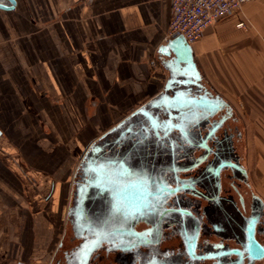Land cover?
<instances>
[{
    "label": "crops",
    "instance_id": "crops-1",
    "mask_svg": "<svg viewBox=\"0 0 264 264\" xmlns=\"http://www.w3.org/2000/svg\"><path fill=\"white\" fill-rule=\"evenodd\" d=\"M0 5V264L51 263L75 166L170 81L196 80L264 127V0L207 28L180 60L160 53L170 0Z\"/></svg>",
    "mask_w": 264,
    "mask_h": 264
},
{
    "label": "flooded vegetation",
    "instance_id": "flooded-vegetation-1",
    "mask_svg": "<svg viewBox=\"0 0 264 264\" xmlns=\"http://www.w3.org/2000/svg\"><path fill=\"white\" fill-rule=\"evenodd\" d=\"M194 96L217 98L202 86ZM205 108L213 115L189 123L191 135L161 141L174 161L157 186H145L146 196L131 187L125 200L111 199V206L126 211L125 221L134 220L140 207L148 215L124 236L92 244L89 251L92 245L84 246L83 254L93 237L76 238L67 221L50 264H264L252 261L254 251L241 245L252 230L264 246V201L251 190L238 120L229 106ZM79 182L76 170L74 183Z\"/></svg>",
    "mask_w": 264,
    "mask_h": 264
},
{
    "label": "water",
    "instance_id": "water-1",
    "mask_svg": "<svg viewBox=\"0 0 264 264\" xmlns=\"http://www.w3.org/2000/svg\"><path fill=\"white\" fill-rule=\"evenodd\" d=\"M0 9L9 8L0 5ZM183 40L179 36L169 41L160 48V53L163 57L173 53L172 60L182 59L180 54L185 56L189 52L188 43ZM183 47L182 53L177 54ZM194 88L201 89L196 80L170 81L159 95L108 130L83 154L77 165L80 182L74 183L66 212L76 238L93 237L82 246L81 254L86 245H99L107 238L124 236L138 219L148 215V209L140 207L135 211L134 220L125 221L126 211L111 206V199L125 200L131 187L138 189L140 197L146 196L145 186L160 183L163 173L169 169L168 163L174 161L169 157L171 151L161 147V141L176 137V133L178 136L191 135L189 123L205 121L213 115L205 112V107L222 109L228 106L218 97L214 100L206 96L194 97ZM241 245H249L254 251L249 256L252 261L264 259V246L256 243L252 230Z\"/></svg>",
    "mask_w": 264,
    "mask_h": 264
},
{
    "label": "built area",
    "instance_id": "built-area-1",
    "mask_svg": "<svg viewBox=\"0 0 264 264\" xmlns=\"http://www.w3.org/2000/svg\"><path fill=\"white\" fill-rule=\"evenodd\" d=\"M251 0H170V23L163 43L181 36L188 44L198 42L204 31L218 21L240 11ZM238 28H244L239 23ZM152 70L158 71L156 59L150 61Z\"/></svg>",
    "mask_w": 264,
    "mask_h": 264
},
{
    "label": "rangeland",
    "instance_id": "rangeland-1",
    "mask_svg": "<svg viewBox=\"0 0 264 264\" xmlns=\"http://www.w3.org/2000/svg\"><path fill=\"white\" fill-rule=\"evenodd\" d=\"M258 115L255 113L234 112V116L239 123L238 132L241 135L239 147L251 183V190L264 201V127L263 125L258 126ZM230 125L233 126V123H230ZM76 169L77 166H75L74 176L76 175Z\"/></svg>",
    "mask_w": 264,
    "mask_h": 264
}]
</instances>
